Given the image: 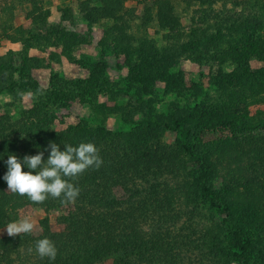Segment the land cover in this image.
Listing matches in <instances>:
<instances>
[{
	"label": "rangeland",
	"instance_id": "374dc122",
	"mask_svg": "<svg viewBox=\"0 0 264 264\" xmlns=\"http://www.w3.org/2000/svg\"><path fill=\"white\" fill-rule=\"evenodd\" d=\"M159 1L166 10L162 24L157 19ZM255 17L264 22V0H0V64L12 68L0 69V116L31 121V132L42 136L46 149L51 134H67L70 128L81 127L83 136L96 134L103 165L106 161V172L101 167L95 182L100 191L111 190L122 202L135 186L147 192L156 186V206H161L169 201L170 189L178 187L190 208L177 209L182 216L178 233H192L197 239L211 233L207 249L215 264H264V157L252 163L225 149L241 134L264 135V31L255 53L231 59L232 43L251 39L253 32L246 36L236 26ZM23 58L31 60L24 68ZM10 74L13 79L6 81ZM28 79L37 86L32 92L4 87ZM149 114L166 122L181 117L185 126L189 122L202 128L210 121L197 133V149L211 164L206 182L226 192L236 212L240 209L239 227L252 241L248 255L237 253L220 227L221 217L198 192L196 164L178 146V134L136 127ZM114 135L121 143L108 145ZM24 138L23 133L12 135L0 140V146L17 142L29 149L22 154L30 155L34 149ZM133 148L135 153H129ZM49 151L44 150L45 160ZM124 168L129 169L127 178L113 180L112 174L122 176ZM159 171L164 179H148ZM135 175L138 179L132 178ZM4 192L15 195L6 182ZM21 205L12 221L31 220L35 228L25 234L31 238L41 234L42 221L53 233L63 232V218L78 209L76 202L49 211L29 199ZM79 207L85 211L90 205ZM141 224L139 233L146 238L151 222ZM5 227L0 238L10 237ZM26 248L18 264H38L35 246ZM197 260L202 264L203 259Z\"/></svg>",
	"mask_w": 264,
	"mask_h": 264
},
{
	"label": "trees",
	"instance_id": "16d2710c",
	"mask_svg": "<svg viewBox=\"0 0 264 264\" xmlns=\"http://www.w3.org/2000/svg\"><path fill=\"white\" fill-rule=\"evenodd\" d=\"M161 3L163 1L158 2L157 19L162 24L166 16V10L163 9ZM258 19L255 17L250 22H246V24H238L236 26L241 31L240 33L245 32L246 36V33L251 29H253L254 34L252 32L251 39L248 36L244 42H239L238 44L235 42L239 46H235L232 43L234 52L231 59L233 61L236 60L239 54L244 57V54L255 53L257 48L256 41L260 39L264 31V22ZM23 62L24 68L27 62L30 63L31 60L23 58ZM8 63L10 64L11 62ZM7 66L10 65L0 64V69L2 68L10 72L12 68ZM28 68L29 65H27L26 70ZM11 78L13 79L10 74L6 81H9ZM11 85L12 83L4 85V87L5 89H11L15 93L25 92L27 90L32 92L33 89L37 88L36 84L30 79L27 82L19 80L13 86ZM185 122L186 120L181 117L171 119L169 122L161 121L149 114L135 125L139 129L145 127L160 132L178 134V146L196 164L198 192L206 200L210 210L221 217L220 227L228 238H230L237 253L240 256H246L250 252L252 241L245 236L243 230L239 227L243 224L242 221L240 222L238 220L239 217H237L238 210L240 209L236 212V209L232 205V200L226 195V192H217L208 185L206 180L211 164L206 154H203L197 149L199 144V135L197 133L206 129L205 126L210 121L206 122L203 128L199 124L190 125L189 122V125L185 126ZM29 125L33 126L31 121L24 120V118L18 121H11V118L7 115L0 116V140L6 138L9 140L12 135L23 133L25 142L31 144L34 149L30 155H36L38 152L44 151L47 143L40 140L42 136L36 135L34 132L32 133V127ZM215 125L220 124L216 122ZM82 132L84 130L81 127L70 128L67 134H51L50 141L58 144L61 151L64 150V145L76 147L80 143L89 142L94 143L97 147L100 145L96 141V134L83 136ZM102 133L106 136L112 135L105 130H102ZM113 137L114 139L108 145L114 140L121 143L115 135ZM125 137L123 136V138ZM236 141L237 143L235 145L225 148L230 156L242 155L247 157L249 161L251 160L252 163L260 161L264 157V135L241 134L236 138ZM250 149L252 152H250ZM107 150L109 154L112 151L111 146ZM22 151L25 154L29 153L28 147L19 146L17 142H5L0 146V229L13 220L15 212L22 206L23 200L28 199L27 196L22 197L18 194L11 197L4 192L5 181L3 176L7 172L5 162L10 154H15L18 158L22 159L25 156L22 154ZM135 151L134 148L128 150L129 153H135ZM138 151H141L140 155L143 158V150L138 149ZM145 157L147 156L145 155ZM236 161L238 162V160ZM105 165L106 161L101 166L104 172H106ZM101 167L98 170L89 168L87 174H82L77 179L71 181L81 191L75 201L78 209L63 218V225H65L63 232L53 233L50 231L47 221H42L40 222L41 234L36 238L28 237L25 234L16 237L0 238V264H18L19 256L22 255L21 251L27 250V244H31L33 247L38 239L44 237L54 242L58 253L54 261H49L48 258H44L38 264H95L107 259H116L113 264H145V261H147V264H177V262L186 264L188 261H190L189 264H200L197 260L199 258L203 259L202 264L205 262L206 264H215L212 252H208L207 249L212 246L209 245L208 240V235L211 233L205 234L206 237L197 239L192 233H178L176 230V227L182 219L181 214H176L178 212L177 209L179 207H185L186 210H190L187 201L184 199V192L182 190H178V187L171 188L168 192L169 201L161 203V206H156L159 199V194L155 192L156 186L151 188L153 190L152 192H147L145 188L135 186L131 190V193L120 202L111 195V190L100 191L99 186L95 183L100 179V173L103 172ZM108 168L111 171L113 170L112 165ZM125 169L127 168L120 171L123 174L122 176H114L112 174V179L117 181V179L124 180L127 178L129 169L126 171ZM22 170L25 172L29 171L25 167ZM163 171L150 173L151 175H155L148 179L152 181H155V177L156 180L164 179L165 175ZM132 178L138 179V175ZM79 204H89L90 207H86V210L82 211L83 209L79 207ZM42 206L48 208L49 211L50 208L60 207L62 204L59 199L48 198L42 203ZM102 207H105L104 212ZM100 208H102L101 212L95 210ZM150 212L156 213L157 217L151 216ZM160 212H163L164 216L169 215V217L159 218ZM147 220L151 222L148 228V239L147 237L142 238L139 233L141 228H143V224L141 223ZM192 252L197 253V256L190 254ZM33 263L30 262L28 264Z\"/></svg>",
	"mask_w": 264,
	"mask_h": 264
},
{
	"label": "clouds",
	"instance_id": "9594fccd",
	"mask_svg": "<svg viewBox=\"0 0 264 264\" xmlns=\"http://www.w3.org/2000/svg\"><path fill=\"white\" fill-rule=\"evenodd\" d=\"M50 150V151H49ZM49 155L44 159V151L36 155H25L22 159L10 154L6 160L7 172L3 179L7 183L8 191L42 204L48 198L59 199L62 205L74 204L81 189L71 181L77 179L89 168L99 169L103 160L100 149L94 143H80L74 147L64 145V150L55 142H49ZM27 167L29 171H23ZM35 228L28 218L9 222L4 230L8 236L16 237L21 234H31ZM28 253L33 248H28ZM35 252L41 259L54 261L58 250L53 241L44 237L35 243Z\"/></svg>",
	"mask_w": 264,
	"mask_h": 264
}]
</instances>
